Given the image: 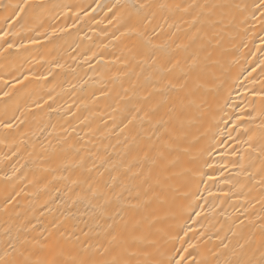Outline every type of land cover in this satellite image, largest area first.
<instances>
[{"label": "bare ground", "instance_id": "bare-ground-1", "mask_svg": "<svg viewBox=\"0 0 264 264\" xmlns=\"http://www.w3.org/2000/svg\"><path fill=\"white\" fill-rule=\"evenodd\" d=\"M206 3L244 7L217 9L190 41ZM259 4L0 0V256L237 264L258 255Z\"/></svg>", "mask_w": 264, "mask_h": 264}, {"label": "snow or ice", "instance_id": "snow-or-ice-1", "mask_svg": "<svg viewBox=\"0 0 264 264\" xmlns=\"http://www.w3.org/2000/svg\"><path fill=\"white\" fill-rule=\"evenodd\" d=\"M143 7V5H141ZM177 7H179L177 5ZM190 7H195V5H191ZM229 7H244L243 5L236 4V5H228L224 3H213L211 5L209 4H202L199 5V11L192 17V21L190 22L191 26L194 28H197V32L193 34L192 37H190V41L195 40L196 35L200 32V28L197 27L198 24L203 25L204 23H208L209 25H212L216 23L217 21H212L210 17L215 14L217 9H224ZM258 8H264V0H260V4L257 6ZM14 11V10H13ZM202 17L204 19H202ZM188 45H184V47H187ZM179 47V46H178ZM116 239L115 236L112 237V240L114 241ZM227 247V245H225ZM243 248V245H241ZM23 256V259H13L12 253L5 252L3 256H0V264H41L40 261H33L29 258V256L24 255V253L20 254ZM47 264H69L68 261H60L57 259H52L51 261H48ZM70 264H100V262L93 261V260H87V259H80L76 260L73 259ZM102 264H132L129 260H119L116 256L112 258L110 261L102 262ZM226 264H231L230 261L226 262ZM237 264H264V240L261 241V247L259 249V254L256 255L253 253L252 256L245 260L238 261Z\"/></svg>", "mask_w": 264, "mask_h": 264}]
</instances>
